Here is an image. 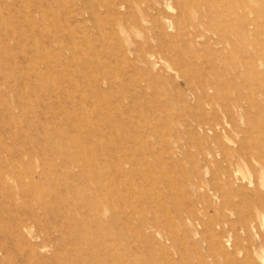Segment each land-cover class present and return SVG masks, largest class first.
I'll return each instance as SVG.
<instances>
[{
  "label": "rangeland",
  "instance_id": "374dc122",
  "mask_svg": "<svg viewBox=\"0 0 264 264\" xmlns=\"http://www.w3.org/2000/svg\"><path fill=\"white\" fill-rule=\"evenodd\" d=\"M263 165L264 0H0V264H264Z\"/></svg>",
  "mask_w": 264,
  "mask_h": 264
},
{
  "label": "bare ground",
  "instance_id": "6f19581e",
  "mask_svg": "<svg viewBox=\"0 0 264 264\" xmlns=\"http://www.w3.org/2000/svg\"><path fill=\"white\" fill-rule=\"evenodd\" d=\"M138 35H139V34H138ZM138 45H139V44H138ZM136 58H137V57H136ZM114 71H115V70H114ZM234 105H235V104H234ZM235 106H236V105H235ZM149 129H150V128H149ZM230 155H231V154H230ZM225 156H227V155H225ZM254 157H255V156H254ZM256 157H257V156H256ZM256 157H255V158H256ZM241 159H242V158H241ZM258 162H259V160H258ZM227 163H228V161H227ZM262 163H263V162H262ZM263 166H264V165H263ZM241 170H243V169H241ZM244 171H245V169H244ZM244 171H243V173H244ZM241 173H242V171H241ZM243 173H242V174H243ZM263 173H264V172H263ZM263 173L261 172L260 175H262ZM246 176H247V175H246ZM246 176H245V177H246ZM262 176H263V175H262ZM260 179H261V178H260ZM261 180H263V178H262ZM259 182L262 183V181H259ZM201 235H202V234H201Z\"/></svg>",
  "mask_w": 264,
  "mask_h": 264
}]
</instances>
